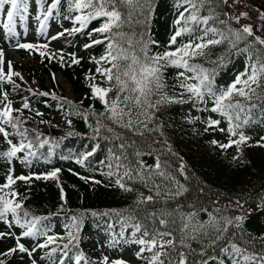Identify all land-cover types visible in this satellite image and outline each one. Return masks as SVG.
Returning <instances> with one entry per match:
<instances>
[{
  "label": "snow or ice",
  "instance_id": "obj_1",
  "mask_svg": "<svg viewBox=\"0 0 264 264\" xmlns=\"http://www.w3.org/2000/svg\"><path fill=\"white\" fill-rule=\"evenodd\" d=\"M65 3L66 11L62 13ZM154 4L155 0H0V28L9 39L20 35L16 30L18 20L23 22L27 34L30 7L34 6V20L41 34L48 28L50 20L58 21L61 16L73 23V27L52 35L51 40L65 34L82 33L90 38V42L84 44L85 49L104 45V53L98 59L92 58L97 65L95 73L87 77L92 98L100 102L103 111L98 112L90 106L88 111L82 112L67 98H58L54 94L52 98L62 101L59 105L61 110L68 106V110H64V119L69 128L73 123L69 119L72 115L80 116L85 122L90 115L94 117V121L88 123L92 131L89 137L93 142L91 149L80 153L75 163L82 167L90 165L93 163L90 158L104 151V157L95 163L107 169L103 175L111 179V186L134 196L132 203L123 210H83L71 214L68 217L71 223L64 225L66 236L50 235L51 226L44 223L48 217L32 215L25 209L24 201L28 197L19 193L15 186L17 182L30 186L33 180L57 181L63 200L61 211L71 212L64 208L67 200L59 184L61 169L16 175L12 162L18 160L26 167L41 159L50 162L60 140L42 138L43 134L37 129L24 127L27 120L22 119L23 110H31L28 99L25 98L21 108H14L8 98L9 93L0 91V137L8 146L0 151V158L9 165L5 182L0 184V221L9 229L15 225L23 230L19 235L13 231H0V239L11 236L16 241V247L6 255L18 251L31 257L37 248H50L46 253L49 259L52 254L60 252L71 261L73 256L69 253L76 249L75 264H94L78 247L83 220L91 216L97 218V227L111 234L109 247L135 245L137 247L131 249L133 256L143 264H264V233L257 236L245 227L246 218L253 211L264 214V195L257 193L247 201L236 199L223 209L217 207L209 211L203 206L196 209L186 196L190 193L189 187L181 182V178L184 181L190 179L183 163L174 172L168 161L161 159L162 155L175 157L177 154L168 144L164 124L158 116L163 115V109L174 104H190L197 111L218 113L227 121V128L219 127L220 119L208 117L205 131L208 128L227 131L229 143L219 145L222 148L235 145L240 151L241 146L247 145L251 137L246 136L242 129L256 121L264 123V106L249 103L254 96L257 99L264 97V10H254L255 20L249 11H238L235 15L223 11L225 18L221 19V13L217 11L220 5H235L237 9L248 6L242 0H182L185 7L173 22L175 28L168 46L162 52H151L150 46H158V42L148 34ZM202 12L206 14L202 15ZM94 21L98 26L89 30ZM241 42L244 43L243 48L238 47ZM225 43L229 49L245 54L246 60L244 71L227 86H221L216 83L217 68L205 67L197 60L207 59L211 48ZM15 47L29 52L36 50L43 58L46 53L42 49H47L48 44L17 43ZM47 55L53 58L55 54ZM70 55L72 64L81 62L74 53ZM3 57L4 52L0 49V82L6 81L15 89L18 85L13 76L21 80L23 77L18 72L5 73ZM59 58L61 61L64 59L63 55ZM211 63L223 68L226 61L224 57H218ZM8 67L11 69V61ZM169 69L176 70L171 83ZM97 76L101 78L99 82ZM29 91L32 92L31 89ZM33 95L47 97L50 93ZM209 102L211 108L208 107ZM257 107L261 109L259 113H253ZM35 114L43 116L39 111ZM196 119L199 117L192 118L190 122ZM39 123L48 124L49 121L41 119ZM73 135L78 134L67 133V136ZM149 140L151 144L160 145L159 149L149 145V151H142L141 145ZM101 142L104 149H101ZM212 143L217 144L218 141ZM257 144L264 147L259 141ZM45 146H48L47 152L41 151ZM145 155H154V164H146L142 159ZM70 158L71 153L60 156L61 160ZM175 173H179V177ZM73 174L86 183H101L94 177ZM198 191L203 192V189ZM185 207L193 210L184 211ZM228 207H234L235 214L226 215ZM201 212L207 215L206 220L200 219ZM116 225H119V231H116ZM37 237L45 239L31 250L21 242L23 238ZM65 239L67 243H58ZM194 243L196 247H193ZM0 264H5V261L0 260ZM32 264L36 261L33 260ZM60 264H65L64 260ZM99 264H132V261L123 256L112 259L103 255Z\"/></svg>",
  "mask_w": 264,
  "mask_h": 264
},
{
  "label": "trees",
  "instance_id": "obj_2",
  "mask_svg": "<svg viewBox=\"0 0 264 264\" xmlns=\"http://www.w3.org/2000/svg\"><path fill=\"white\" fill-rule=\"evenodd\" d=\"M242 3L248 7L237 9L235 5H231L230 7L220 5L217 8V11L221 13L220 18H225L223 11H230L232 15L237 14L238 11H249V14L255 20L254 10H264V0H242ZM66 7L65 3L61 10L62 13L66 11ZM184 7L185 5L182 4V0H155L154 11L148 26V34L151 39L158 42V46H150L151 52H162L168 46L169 38L175 26L173 22L170 20L166 21V19L168 17L172 18L173 15H177L178 17L179 13L184 10ZM75 14L73 13V15ZM203 14H206V12H202ZM58 22L62 27H73V23L70 20H64L62 16ZM232 23L235 27L234 21ZM97 26L98 22L94 21L89 25V30ZM60 40L63 44V52L61 54L64 57L63 61L59 58L61 55H54L53 58H49L47 54L54 53L49 48L42 49V51H45L46 56L42 58L38 52V69L31 68L27 70L28 80L38 82L39 92L34 91L29 84L16 76H13V80L18 87L13 89L12 84L4 81L0 82V91H7L9 93L8 98L12 101L14 108H21L25 98L28 99L31 110H23L22 119L27 120L24 127L37 129L43 134L42 138L47 137L52 140H60V146L55 150V154L51 157L50 162H45L41 159L39 162L34 161L31 167H26L20 161L14 160L12 166L16 170V175H28L32 172L43 173L55 168L61 169L59 184L63 187V195L67 200L64 208L70 209L71 212L61 211L63 200L61 189L57 186V181L33 180L30 186L23 182H17L15 187L19 193L28 197L24 201L25 209L32 215L48 217V220L44 221V223L51 226L50 235L58 234L66 236L64 225L71 223L68 219L71 214L83 210L96 212L112 209L123 210L132 203L134 196L131 193L123 192L118 187L111 186V179L103 175V172L107 169L101 168L100 165L95 163V160L102 159L105 155L104 151H100L96 157L90 158L93 161L90 165L82 167L75 163V158L80 153L91 149L93 142L89 137L92 135V131L88 127V123H92L94 117L90 115L88 121L85 122L80 116L72 115L69 119L73 123L71 128H69L64 119V110H68V106L65 105L64 110H61L59 105L62 101L52 98V94L58 98H66L65 89L53 79V74L60 73L63 75L67 84L71 87L74 96L72 102L80 111H88L90 106H94L98 112L103 111V106L100 102L92 98L89 87L90 80L87 77L94 74L97 67L92 58L98 59L104 53L105 48L104 45H94L92 48L85 49L84 44L89 43L90 38L82 33L74 35L65 34V36L60 37ZM249 40H251V37ZM238 47L243 48L244 43L241 42ZM210 52L211 55L207 59L200 58L197 62L204 64L208 68H217V85L227 86L232 82L226 78V74L231 69L230 67L238 68L241 72L244 71L245 54L238 53L236 49H229L227 43L211 48ZM73 53L80 59L81 62L79 64L71 63L70 54ZM218 57H224L226 61L223 68H219L216 64L211 63V61L217 60ZM11 71L15 72V70ZM175 71L174 69H169V83L172 82ZM4 72L8 73L9 70L4 68ZM96 79L99 82L101 78L97 76ZM176 91H179V89H176ZM41 92H48L50 95L47 97L33 95V93ZM249 103L264 106V97L257 99L254 96ZM211 106L212 104L209 102L208 107L211 108ZM260 110V107H257L253 109V113H259ZM36 111L43 113V116H36ZM212 114L219 115L210 111H197L190 104H174L163 109V115L158 114L159 119L164 124L163 131L168 144L171 146L172 151L177 154L175 157L162 155L161 159L167 160L174 172L183 163L190 177L188 181H184L181 178V182L185 183L190 189V193L186 194L189 203H193L196 209L203 206L208 208L209 211H213L217 207L223 209L224 206L230 205L236 199L247 201L250 196L255 197L257 193L264 195V147L257 144L258 141L259 144H264V140H261V137H264V135L256 134V130L262 128L263 123L256 121L242 129L245 135L250 136L251 139L247 145L241 146V150L238 151L235 145L228 148L219 146L229 143L227 131L221 132L219 128H208L205 131L208 127L206 120L208 117H212ZM194 117H199V119H196L195 122H190ZM41 119L49 121V123H39ZM219 127L226 129L227 121L225 120L224 124ZM69 131L78 135L67 136ZM236 138L238 137H232V139ZM13 139L14 142H17L16 138ZM214 140L218 141V143L213 144L212 141ZM149 145L154 149H159L160 147L158 144H151V140H149L143 146L148 148L143 149L141 147V150L147 152ZM7 147L6 142L0 137V151L6 150ZM101 149H104L103 142H101ZM47 150L48 146H45L41 151L47 152ZM70 153L72 158L68 160L60 159V156H67ZM154 155H145L142 159L146 164L152 165L155 162ZM234 157L237 158L234 159ZM62 161L67 162L69 167H63L61 165ZM8 167V163L0 158V184L5 182ZM69 169H72V171L70 172ZM74 172L83 176L94 177L95 180H99L101 183L94 184L91 181L86 183L77 175H74ZM175 174L179 177V173ZM199 189H203V192L198 191ZM141 191H144L142 187ZM181 199L183 200L184 197H181ZM252 207L255 209V204ZM183 210L190 211L193 209L185 207ZM57 213L59 214L57 215ZM225 214H235L234 207H228ZM9 219H11V215H9ZM200 219L206 220L207 215L201 212ZM245 227L257 236L264 233V214L253 211L246 218ZM115 228L116 231H119V225H116ZM0 231H13L19 235L23 230L15 225L9 229L7 224L0 221ZM97 233H102L103 241L98 242V239L90 240ZM79 236V250L85 256L91 258L94 264H99V259L103 255H108L112 259L121 257V249L132 246L118 245L115 248L109 247L111 234L103 228L97 227V218L91 216L84 218ZM44 239V237L23 238L21 242L31 250L37 243H42ZM58 243H67V239ZM13 247H16V241L13 237L9 236L0 239V260H4L5 264H32L33 260L36 261V264H60L61 260H64L65 264H75L74 253L76 249H73L69 253L70 256H73V259L69 261L60 252L52 254L51 259H49L46 253L50 251V248H37L31 257L27 253H20L18 251L11 255H6ZM193 247H196L195 243ZM103 248L105 249V253L100 254L98 250ZM137 264H143V262L139 261Z\"/></svg>",
  "mask_w": 264,
  "mask_h": 264
},
{
  "label": "rangeland",
  "instance_id": "obj_3",
  "mask_svg": "<svg viewBox=\"0 0 264 264\" xmlns=\"http://www.w3.org/2000/svg\"><path fill=\"white\" fill-rule=\"evenodd\" d=\"M35 14H36L35 7L34 6L30 7V15H29V19L27 22L28 23L27 34H25L24 32L23 22L19 20L17 21V28H16V30L20 33L18 37L9 39L6 37L5 31L2 28H0V49H2L4 52V57H3L4 67H8L9 61H11L12 66H15L21 69L22 68L24 69L36 68L38 66V62L36 59L37 51L33 50L32 52H29L25 49L16 48L15 45L17 43L48 44V46L51 49H53L56 55L61 53L62 45H61L60 40L50 39L52 35H55L62 30L60 25L55 20H50L48 28L43 34H41L38 31L37 24L34 20ZM173 16L174 17L172 18L168 17L166 21L170 20L171 22H174L177 15H173ZM172 31H174V29ZM230 68H231L230 71L226 74L227 76L226 78L230 81H233L235 79V76L239 74L241 70L238 68H234V67H230ZM21 76L23 77V79H26L25 73H23ZM55 81L65 89V94H66L65 97L67 98V100L73 101L74 96L72 94L71 87L69 84H67L63 75L60 73H57L55 75ZM31 85H32L33 90L39 91V86L37 82H33ZM216 119H220L221 124L225 122V120L220 116H217ZM256 132L258 134H262V133L264 134V123L262 125V128H258ZM143 146L144 145H141L143 149L148 148V147H143ZM147 151H149V149H147ZM61 165L63 167H69L68 163L64 161H62ZM15 173H16V170H15ZM102 237H103L102 233H97L95 236H92L90 240L92 241L94 239H98L97 241L101 242L104 240ZM135 247L137 246L132 245V246L125 247L121 252V256H123L125 259L132 261V264H137L139 262L135 259L131 251V249ZM98 252L100 254L105 253V249L104 248L99 249Z\"/></svg>",
  "mask_w": 264,
  "mask_h": 264
}]
</instances>
